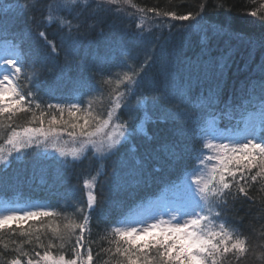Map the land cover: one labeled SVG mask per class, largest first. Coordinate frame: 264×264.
<instances>
[{"label": "snow or ice", "instance_id": "1", "mask_svg": "<svg viewBox=\"0 0 264 264\" xmlns=\"http://www.w3.org/2000/svg\"><path fill=\"white\" fill-rule=\"evenodd\" d=\"M40 3L41 0H26L18 7L36 24L37 39L51 53L59 54L61 48L74 49L80 43L82 28L94 30L104 22L105 16L118 14L119 10L114 12L112 5L132 4V0H50L37 20L35 13ZM205 6L201 3L198 11L179 15L176 11L161 14L154 8L147 12L175 21L199 23ZM139 11L145 12L143 8ZM251 15L257 13L253 11ZM53 25L57 34L49 38L44 29ZM130 27L126 25L130 40L113 65L116 70L95 69L89 78L88 90L73 96L71 102L44 100L38 61L19 44H13L7 55H0V165L7 168L10 158H16L14 153L23 154L42 145L55 149L66 164L75 166V162L94 160L98 165L95 175L83 182L86 202L73 200L70 205L61 206V211L51 210L45 204L5 203L0 212V243L7 237L16 255L8 260L7 251L0 253V264H93L92 245L97 242L92 233L93 219L106 216L105 162L126 146L129 152L135 153L133 141L138 130L144 132L149 122L170 123L175 136L193 138L191 152L179 151L178 140L162 146L180 173L165 189H174L179 195L170 200L164 194L165 189H161L156 193L155 203L149 197L136 200L134 196L133 203L101 237L115 246L114 253L111 247H101L96 257L112 253L118 257L116 264H230V259L242 262L247 253L255 251L239 229L229 226V216L238 211V201H252L249 190L264 181V57L253 70L258 78L254 79L250 73L238 87L233 86L227 99L224 98L225 76L234 62L230 52L210 58L213 82L205 90L206 94L201 91L193 97L191 90L175 93L153 87L152 92L160 95L149 98L138 93V89L153 56L150 51L143 63L136 66L138 57L133 55L138 42L145 38L143 17L135 23L136 31L127 32ZM249 43L256 46L255 42ZM259 47L264 48V41ZM238 71H248V65ZM105 94L109 107L106 111H97L96 95ZM85 96L89 99L85 100ZM162 101L175 103L178 110L165 107ZM246 103L259 112L258 128L245 120ZM188 107L191 112L185 110ZM121 110L126 112L127 119H121ZM20 116L27 118L24 125L17 123ZM226 118L230 124L221 129L220 121ZM233 121L235 128L240 123L247 124L243 134L237 131L228 134ZM64 135L78 146H59ZM134 172L144 174L142 167L135 168ZM145 185L151 186L147 181ZM76 191L73 188V195ZM69 207L73 210L68 211ZM24 245L32 246V251H26ZM3 248L8 250L9 244L4 243ZM65 248L73 253L72 258L52 253L53 249ZM22 257L27 258L26 262Z\"/></svg>", "mask_w": 264, "mask_h": 264}, {"label": "trees", "instance_id": "2", "mask_svg": "<svg viewBox=\"0 0 264 264\" xmlns=\"http://www.w3.org/2000/svg\"><path fill=\"white\" fill-rule=\"evenodd\" d=\"M25 2L26 0L15 2L8 10L9 12L0 13V40L10 38L15 32V38H25V53L38 61L41 95L46 102L57 103L54 98L63 93L73 97L86 92L89 78L95 74L97 68L103 67L115 71L113 65L119 60L124 47L130 40V36L126 34V25H131L127 32L135 31L133 23L124 16L107 15L104 17V22L97 24L94 30L86 27L81 29L80 43L74 49L65 46L60 49L59 54L51 53L50 49L45 48L43 42L37 39L36 24L31 23L21 13L18 4ZM48 3V0H41L38 5L39 10L35 13L37 20L40 19L41 12L46 11ZM201 3L206 5L203 19L200 20V23H207L204 27L192 29V22L175 21L174 25H167V28L162 26L156 30H147L151 34H145V38L138 42L133 51V55L138 57L136 66L143 63L150 51L153 56V61L145 70L144 80L138 93L149 98L158 96L159 92L151 90L157 87L167 88L175 93L191 90L192 96L195 97L205 83L213 80V66L209 63L210 58L226 53L219 45L221 38L223 42L228 40L230 46L231 44L242 46L244 56L238 52H230V54H237L236 64L239 67L247 64L250 70L254 65V62L249 59V47L243 46V39L260 40L254 41L257 47L261 41H264V0H132V5L134 4L137 8L144 10L154 8L161 14L166 11H176L178 15L188 11H198ZM253 11L257 13L256 16L251 15ZM88 22L92 23L91 20ZM44 30L49 38L57 34L55 25ZM57 44L59 47L58 40ZM212 45H214L213 49H211ZM258 53L259 51L256 52ZM242 62L243 65H241ZM229 71L225 81L227 87L230 86L232 89L234 85ZM44 92L48 95H44ZM84 99L87 100L89 97L85 96ZM67 100L71 99L67 98ZM162 103L173 111L178 110L175 103L163 101ZM131 104H136V101L132 99ZM94 107L97 111L107 110L109 105L106 94L105 96L96 95ZM185 110L192 111L191 107ZM121 112V119H127L126 112L124 110ZM26 119L20 116L17 123L24 125ZM173 140L179 141V151L191 152L194 141L190 135L177 137L174 135L172 124L149 122L146 124V130L139 132L133 141L136 147L135 153L129 152L126 146L105 162L106 216L93 219L92 233L97 241L92 245L93 264H102V261H106L107 264H116L118 257L113 256L112 253H101L100 257H96V252L101 247H111L114 253L115 246L109 245L101 237L120 217V210L129 206L131 201L127 197L134 196L142 188H150L151 186L145 185V181L151 185L153 181H155L153 184H157L161 180L155 168L159 167L160 171H165L166 175L170 173V168L178 170L174 160L162 148ZM46 160L29 155L18 163L10 162L7 168H0V191L8 192L11 187L15 188L17 183L19 192L47 203L54 211H61V206L66 203L70 205L73 200H84L83 180L90 178V175H95V169L98 166L96 162L82 160V162H76L75 166L65 168L67 166ZM137 167L143 168V175L134 172ZM73 188L78 189L75 195L72 192ZM249 195L252 196V201L242 199L237 202L238 211L230 214L229 226L239 229L250 241L249 246L255 251L247 253L246 260L242 262L230 259V264H264V181L254 185L249 190ZM67 210L73 209L69 207ZM24 226L27 227V224ZM4 243L9 244L8 250L3 248ZM13 247L9 239L4 237L3 243H0V253L7 251L6 259L15 258L16 253L12 251ZM24 247L26 251H32V246L24 245ZM52 253L64 254L66 258L73 256L69 248L53 249ZM110 256L111 259H109ZM229 257L231 258V254ZM21 259L26 262L27 258Z\"/></svg>", "mask_w": 264, "mask_h": 264}, {"label": "bare ground", "instance_id": "3", "mask_svg": "<svg viewBox=\"0 0 264 264\" xmlns=\"http://www.w3.org/2000/svg\"><path fill=\"white\" fill-rule=\"evenodd\" d=\"M134 14L137 17V16H139L141 14V12H139L138 10H135L134 11ZM183 22H186V21H183ZM205 25H207V23H203V22L202 23H193L192 24V29H197V28H200V27H204ZM254 40L255 41H258L257 39H254ZM214 44H215V42H214ZM219 45L226 52H238V53L241 54V56H244V50L242 49V46H239L237 44H231V46H230L228 44V40H227V42H223L222 41V38L219 40ZM230 48L234 49V51L231 50ZM231 56H232L234 62L232 63L231 70L230 71L228 70V71L230 73V77L232 78L231 80L234 82L235 85H238L239 86L240 81L245 80V78L249 76V72L238 71V69H240V67H239L238 64H236V62L238 61L237 54H233L232 53ZM243 64L244 63L242 62L241 65H243ZM243 67H245V66H243ZM161 173H165V171H161Z\"/></svg>", "mask_w": 264, "mask_h": 264}, {"label": "rangeland", "instance_id": "4", "mask_svg": "<svg viewBox=\"0 0 264 264\" xmlns=\"http://www.w3.org/2000/svg\"><path fill=\"white\" fill-rule=\"evenodd\" d=\"M132 10H139V9H136L135 7H133ZM125 14H126V13H125ZM146 14H147V17H148V18H143V19H144V29H145V32H146L147 30L151 29V27L158 26L157 28H160V27L165 26L166 24H168L170 21H173L170 17H164V16L161 15L162 20H160L159 22H157V24H155V25L153 26V22L150 21V20H151V19H154L155 17H157L156 14H155V13H152V12H146ZM116 15H120V14H116ZM144 16H145V13H144ZM149 18H150V19H149ZM159 18H160V17H157V20H158ZM145 20H147V21H145ZM146 35H148V32L146 33ZM146 35H145V36H146ZM246 49H247V48H246ZM65 142H67V143H65ZM58 143H59V146H61V147H72V146H77V145H73L72 142H71V140H70V138L67 137L66 135H64V136L60 139V141H59ZM43 150H44V151H48V152H56V153H58L55 149H53V148H51V147H47V148L45 147V148H43ZM58 154H59V153H58ZM171 193H172V197H171V198L168 197L170 200L176 198V197L179 195V193H178L176 190H174V189H173V191H172ZM4 205H5V204H2V205L0 206V212H2V211L4 210Z\"/></svg>", "mask_w": 264, "mask_h": 264}]
</instances>
